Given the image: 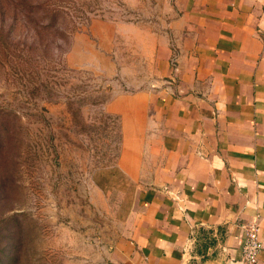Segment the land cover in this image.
I'll return each instance as SVG.
<instances>
[{
	"label": "crops",
	"instance_id": "obj_1",
	"mask_svg": "<svg viewBox=\"0 0 264 264\" xmlns=\"http://www.w3.org/2000/svg\"><path fill=\"white\" fill-rule=\"evenodd\" d=\"M150 15L93 19L74 37V67L129 90L107 108L135 188L78 262L247 264L256 223L264 264V0H158Z\"/></svg>",
	"mask_w": 264,
	"mask_h": 264
},
{
	"label": "rangeland",
	"instance_id": "obj_2",
	"mask_svg": "<svg viewBox=\"0 0 264 264\" xmlns=\"http://www.w3.org/2000/svg\"><path fill=\"white\" fill-rule=\"evenodd\" d=\"M157 1L0 0V264H79L132 203L107 108L129 90L74 67L73 44L93 19L148 22Z\"/></svg>",
	"mask_w": 264,
	"mask_h": 264
},
{
	"label": "built area",
	"instance_id": "obj_3",
	"mask_svg": "<svg viewBox=\"0 0 264 264\" xmlns=\"http://www.w3.org/2000/svg\"><path fill=\"white\" fill-rule=\"evenodd\" d=\"M245 231V242L242 246L243 259L247 264H256L263 248L259 226L256 223H252L245 227ZM191 245L192 243L189 241L186 253L189 252Z\"/></svg>",
	"mask_w": 264,
	"mask_h": 264
},
{
	"label": "trees",
	"instance_id": "obj_4",
	"mask_svg": "<svg viewBox=\"0 0 264 264\" xmlns=\"http://www.w3.org/2000/svg\"><path fill=\"white\" fill-rule=\"evenodd\" d=\"M6 181H4V183H5Z\"/></svg>",
	"mask_w": 264,
	"mask_h": 264
}]
</instances>
